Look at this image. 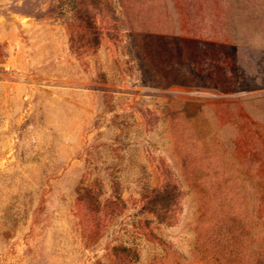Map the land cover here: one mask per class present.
Wrapping results in <instances>:
<instances>
[{"label": "rangeland", "instance_id": "rangeland-1", "mask_svg": "<svg viewBox=\"0 0 264 264\" xmlns=\"http://www.w3.org/2000/svg\"><path fill=\"white\" fill-rule=\"evenodd\" d=\"M0 264H264V0H0Z\"/></svg>", "mask_w": 264, "mask_h": 264}]
</instances>
